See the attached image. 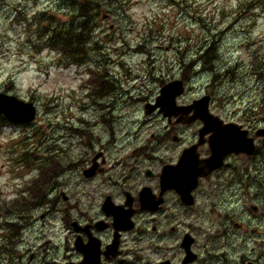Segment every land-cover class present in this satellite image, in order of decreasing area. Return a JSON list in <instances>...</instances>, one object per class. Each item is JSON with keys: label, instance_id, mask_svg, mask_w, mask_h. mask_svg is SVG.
<instances>
[{"label": "rangeland", "instance_id": "1", "mask_svg": "<svg viewBox=\"0 0 264 264\" xmlns=\"http://www.w3.org/2000/svg\"><path fill=\"white\" fill-rule=\"evenodd\" d=\"M82 2L85 0H0V91L37 107L30 124L0 125V264H7L6 245L11 241L23 249L37 238L50 237L56 242L62 235L58 220L60 211L68 210L69 201L58 191L71 195L75 187H85L80 168L77 172L82 161L77 157L81 151L85 153L80 142L98 141L107 130L110 140L129 150L158 133L153 131L154 120L167 119L158 112L144 119V105L154 102L156 92L176 79L177 73L186 77L185 87L191 84L195 88L210 60L227 65L205 91L211 96L210 111L217 115L231 107L228 121L243 127L249 113L264 119V44L257 39L243 45L231 43L245 34L249 19L261 18L264 0H211L222 7L209 6V0H90L94 10L89 18L79 16ZM229 3L236 7H228ZM149 5L163 7L157 14ZM82 21L89 30L80 62L40 40L45 26L75 30ZM218 46L225 51L219 53ZM230 55H239V59L228 64L224 57ZM88 66L107 68L113 81L110 91L93 97L96 90L94 79L87 77ZM242 79L247 81V90L233 91L243 87ZM220 88L224 90L218 91ZM138 105L141 110L130 111ZM167 124L168 128L174 126ZM188 126L199 128L200 124ZM109 154L111 160L118 156L114 149ZM244 163L241 158L229 159L233 173L230 179L218 178L216 188L231 184L232 189L219 195L199 191V202L189 211L191 230L198 238L196 248L200 247L205 259L206 250L213 246L219 247L213 253H229L228 263H241L244 250L234 248L233 240L242 241L245 225L235 229L233 222L240 220L238 205L250 201L243 189ZM261 164L264 174V159ZM53 171L57 173L52 175ZM111 172H122L121 165ZM54 207L58 211L50 212ZM208 228L215 232V240L207 238Z\"/></svg>", "mask_w": 264, "mask_h": 264}, {"label": "flooded vegetation", "instance_id": "2", "mask_svg": "<svg viewBox=\"0 0 264 264\" xmlns=\"http://www.w3.org/2000/svg\"><path fill=\"white\" fill-rule=\"evenodd\" d=\"M259 107L261 108V104ZM244 119L246 126L240 124L243 128L235 129L244 132L245 137L252 140L254 151L249 155L230 153L224 157L221 167L200 177L192 190V205L184 203L176 188L168 187L161 180V175L165 165L177 164L187 147L198 144L194 152L199 159H206L210 155L207 140L211 133L206 132L200 136V131L204 128H196L194 143L187 147L182 140V133L175 132L173 128H168L164 133L151 134L149 142L136 143L129 150L120 147L115 139L106 144H102L100 138L98 141L80 142L85 146V153L89 154L87 160H82L77 167L80 168L85 187H75L71 190V195L58 191L63 200L69 201L68 210H61V218L58 220L63 231L69 235L64 236L60 244L52 242L50 237L37 238L34 243H26L27 246L23 249L17 247V242L13 245L14 242L11 241L6 245L7 264H86V261L92 259L97 264H132L128 258L133 255V249L125 244V237L132 233V242L137 247L142 245L143 238L148 235L160 241L158 250L153 251L147 260L141 252H136L135 264H174L176 256L172 255L173 248L177 249L180 264H231L228 263L229 253L226 250L213 253L219 247L214 249L210 246L206 250L205 256L208 259L201 255L198 251L200 247L196 248L198 238L191 230L189 214L190 209L195 208L199 202V191L203 192L205 189L209 194L219 195L232 189L231 184L227 185L228 188H225L226 185L216 188L218 178L230 179L233 171L228 160L231 158L245 161L243 170L246 182L243 189L248 200L250 198L248 203L238 205L241 209L240 220H235L233 227L238 229L242 223L245 226L241 234L242 241L239 243L237 239L233 240V247L244 250V254L240 255V264H264V174L261 169L264 136H256V132L264 127V119L253 118L251 113ZM170 121L176 122L177 116ZM196 122L201 125V121ZM110 131L112 132V128ZM169 144L175 145V149L167 159H161L157 152L166 151L165 146ZM110 149L116 150L118 154L112 160ZM117 165H121L122 172L112 173V168ZM86 168H91L94 172L89 177L83 175ZM109 185L119 188V196L107 190ZM90 198L99 205V215L95 219L90 218L85 211L90 207ZM120 199L122 204L117 202ZM177 205L183 216L180 227L184 229L178 240L175 238L179 228L172 211ZM51 211L58 210L54 207ZM214 211L218 212V209ZM44 216L43 213L40 218ZM109 232L111 243L106 245L104 234ZM206 232L209 240L216 239L215 232H211L210 228ZM250 256L255 259H249ZM233 264H238V261Z\"/></svg>", "mask_w": 264, "mask_h": 264}, {"label": "clouds", "instance_id": "3", "mask_svg": "<svg viewBox=\"0 0 264 264\" xmlns=\"http://www.w3.org/2000/svg\"><path fill=\"white\" fill-rule=\"evenodd\" d=\"M209 6L211 7H222L223 5L217 3V4H212L211 0H209ZM230 8H235L236 5L234 3H229L227 5ZM149 7L153 8L154 12H159L160 8L163 7V5L159 6H153L149 5ZM259 11V10H256ZM260 19H256L254 16L247 21V29L244 35H237L236 39L232 40L231 43L235 45H243L245 41L247 40H252V39H257L259 43L264 44V12L260 13ZM239 27V25H237ZM255 30V31H254ZM234 29L230 30V32L234 33ZM217 51L219 53H223L225 51V48L223 46H218ZM239 55H242L240 53ZM239 55L236 56H226L224 59L228 61V64L233 63V60L239 59ZM200 65L198 64L197 67ZM224 67H227V65L221 66V63H218L215 59H212L208 62L206 66L205 73L202 78L197 79V86L193 88L191 84L188 85V87L183 88V96L177 100L176 95L177 92L180 91L179 88L176 89V91H170L169 88H165L162 92H156V89L154 86L149 85V89L153 92H156L157 95L160 96V103L162 107L166 106V109L170 108L172 111H174L177 115V121L182 122L179 123L178 125L173 126V130L177 133H182V140L185 144V146H190L194 143V139L196 136V128L195 127H189L188 126V121H190L193 117H189L186 115L188 112L189 108L192 109L194 116H199L200 119L203 121V127L205 130L209 127V125H214L212 128V131L215 133L217 130H224L225 132H228L234 136H238L241 139L243 138V133H240L238 129L232 128L230 125L226 127L227 121L231 118L232 111L231 107L224 108L222 114L217 113V115H220V119H217L215 115H209L206 108L202 107V105L205 103L204 97H205V91L207 90L208 87L213 85V78L216 77L218 74H221L224 72ZM15 71V70H13ZM8 68H5V73L7 74ZM15 79L19 80V77H14ZM186 79L185 76H181L179 73L176 74V80L183 82ZM216 84L219 85L220 81H216ZM242 84L243 87L233 89V91L239 93L242 91L247 90V81H244L242 79ZM224 89L220 88L218 91L222 92ZM2 96V95H0ZM18 103V101H16ZM23 108H26L29 110V113L31 112V106L30 105H21ZM142 106H136L135 109L130 110V111H139L141 110ZM5 116V113L0 111V117ZM134 118V117H133ZM224 121L222 123L221 121ZM125 131H128V128L124 129ZM134 130V129H133ZM89 131H98V129H89ZM153 131L159 132V133H164L168 131V124L166 121L163 119L161 120H154L153 122ZM128 139H131L129 137ZM110 140L107 130H104V133L101 135L100 142L102 144L108 143ZM166 151L165 150H160L157 152V155L161 159H167L168 156L172 153V151L175 149V145H166ZM214 149H215V144H214ZM189 151L192 152V164L193 167L196 169H199L201 172H204L208 169V167L213 163L212 159H199L196 157L194 150L189 148ZM89 154L84 153L81 151L80 155L77 157L79 160H84L86 161L88 158ZM79 170L77 169V172ZM65 175H68V173H65ZM64 177H61L63 179ZM107 190L112 193L113 195L119 196V188L112 187L111 185L107 186ZM102 195V190L100 192ZM118 203H123L122 199L117 201ZM89 204L90 207L86 208L85 211L88 213V216L92 219H95L99 215V205L95 203L91 198L89 199ZM207 211V208L205 207L204 209ZM122 211V209H121ZM174 215L176 216V224L177 227L179 228V231L176 235V240L179 239V237L182 235L184 229L180 227V221L183 218L181 214V210L179 209V205H177L176 209L172 210ZM69 235V233L64 232L62 229V235H59L57 237L56 242L58 244L62 243L64 236ZM134 233L129 234L128 236L125 237V244L128 247H131L133 249V255L129 256V261L132 262V264H135V253L136 252H141V254L144 256V259L147 260L151 253L153 251L158 250V245L160 244V241L155 239L152 235H148L143 238V243L140 247H137L133 242H132V236ZM104 242L105 244H110L111 243V233H105L104 234ZM167 243V242H165ZM85 248H87V245H84ZM144 249H147V251H144ZM172 255L176 256V259L174 261V264H180V256L176 255L177 249L173 248L171 250ZM203 255V253H201ZM249 259H255L254 256H250ZM86 264H97V261L95 259H92L91 261H86Z\"/></svg>", "mask_w": 264, "mask_h": 264}, {"label": "water", "instance_id": "4", "mask_svg": "<svg viewBox=\"0 0 264 264\" xmlns=\"http://www.w3.org/2000/svg\"><path fill=\"white\" fill-rule=\"evenodd\" d=\"M171 86V87H170ZM170 91H176L177 88L180 89V91L177 92V95L182 94L183 92V83L181 81L172 80L165 85H163L159 92H162L165 88H169ZM0 111L5 113V118L12 122L17 123H27L32 121L35 118L36 115V106L31 101H24L19 98H17L14 95H10L4 92H0ZM205 103L202 105V107L206 108L209 115H213L209 112L208 104L210 97L205 95L204 97ZM18 101V103L16 102ZM30 105L31 106V112L29 113V110L26 108H23L21 105ZM144 118L147 117L150 113H152L155 109H158V112H161L164 116L168 117L170 120L172 116H177L174 111H172L170 108L166 109L165 107H162L160 103V96L158 95L156 97V101L154 104L147 103L144 106ZM192 111L191 108H189L188 112L186 114H189ZM189 117H193L188 123H190L193 120L200 119L199 116H194V113L192 111V114L189 115ZM217 119H220L216 116ZM202 121V120H201ZM224 123L223 121H221ZM176 123H179L176 121ZM182 123V122H181ZM230 125L232 128H240L234 123H226V127ZM214 125H209L207 130L202 129L200 131V136H202L206 132H210L211 135L208 139V144L210 147V156L206 159H212L213 163L208 167V169L204 172H201L199 169H196L193 167L192 164V152L189 151V148L194 150L197 146L193 145L192 147H189L183 151L181 154L178 163L176 165H167L164 166L162 170L161 180L168 184V187L176 188L177 192L180 194V197L184 203L191 204L192 203V197H191V190L195 186L197 178L202 175H206L210 171L214 170L215 168L219 167L223 163V158L225 155L229 153H245L247 155L251 154L254 150V144L252 143L251 139H248L245 137V133L239 131L240 133H243L244 137L241 139L238 136H234L228 132H225L224 130H217L214 136V133L212 131V128ZM203 127V121H202V127ZM256 135H264V129H260ZM201 142V141H200ZM215 144V149H214ZM195 153V152H194ZM196 155V153H195ZM197 157V155H196ZM94 172L93 170H87L85 171L86 176L92 175ZM145 201V200H144Z\"/></svg>", "mask_w": 264, "mask_h": 264}, {"label": "trees", "instance_id": "5", "mask_svg": "<svg viewBox=\"0 0 264 264\" xmlns=\"http://www.w3.org/2000/svg\"><path fill=\"white\" fill-rule=\"evenodd\" d=\"M89 2L90 0H85V3H79L78 13L80 17L85 16L89 18L91 16L89 12L94 10L92 9L94 6L89 4ZM95 12H97V10H95ZM72 29L73 28H69L67 26L62 28H58L54 25L45 26V28L41 30L40 40L44 43V45L50 47L51 50L58 51L60 55L67 56L68 58L71 57L70 59L73 62H80L81 56L85 53L84 46L88 36L85 33H88L89 29L86 28L85 24L83 25V21L78 25V29ZM87 73L88 77L94 79L93 82L95 84L94 88L96 90V94L93 95V97H100V95L110 91L113 81L106 67L99 66L97 68H93L88 66ZM8 123L10 124V122H8L4 117H0V125ZM42 172L43 171L39 172V176L42 174ZM39 176L34 178V182L38 180ZM13 201L14 200L11 202Z\"/></svg>", "mask_w": 264, "mask_h": 264}]
</instances>
